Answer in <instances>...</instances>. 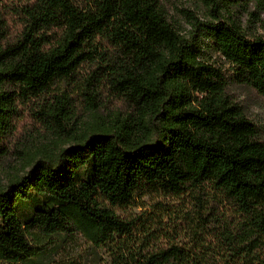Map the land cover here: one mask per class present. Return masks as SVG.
<instances>
[{
  "label": "trees",
  "instance_id": "1",
  "mask_svg": "<svg viewBox=\"0 0 264 264\" xmlns=\"http://www.w3.org/2000/svg\"><path fill=\"white\" fill-rule=\"evenodd\" d=\"M199 1L184 29L163 0H0V160L19 119L52 138L0 185V263L79 234L93 264H264V139L231 89L264 98L232 18L264 0Z\"/></svg>",
  "mask_w": 264,
  "mask_h": 264
},
{
  "label": "rangeland",
  "instance_id": "2",
  "mask_svg": "<svg viewBox=\"0 0 264 264\" xmlns=\"http://www.w3.org/2000/svg\"><path fill=\"white\" fill-rule=\"evenodd\" d=\"M165 5L169 8L174 19L179 21L181 26L186 29L187 26L184 21L179 20L176 9H189L194 12L199 18H204L206 10L199 0H163ZM232 18H234L249 34L256 33L264 37V8L260 9L255 3H250L245 10L234 11ZM233 95L236 101L242 105L248 118L254 122L257 127L259 135L264 139V98L259 96L255 91L247 87L231 86ZM20 125L29 122L22 130H16V136L12 139V143L16 148V155L0 160V185L6 184L12 177L16 175H24L30 168H26L27 159L40 152L45 151L50 147L52 141L51 135L47 130H38L34 124H31L29 119H19ZM143 203L150 207L153 198H143ZM173 202V201H171ZM141 208L133 210L139 213ZM121 213V212H120ZM168 223V221H166ZM62 241L61 246L54 249L50 256L43 260L32 262H24L22 264H93L90 260L89 253L93 252L92 245L83 236L76 234L69 236ZM102 261H108V257L104 251L98 250ZM101 261V260H100ZM0 264H16V263H0ZM20 264V263H17Z\"/></svg>",
  "mask_w": 264,
  "mask_h": 264
}]
</instances>
